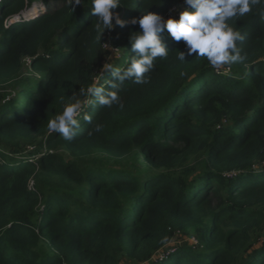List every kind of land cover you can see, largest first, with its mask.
Returning a JSON list of instances; mask_svg holds the SVG:
<instances>
[{
  "label": "trees",
  "instance_id": "trees-1",
  "mask_svg": "<svg viewBox=\"0 0 264 264\" xmlns=\"http://www.w3.org/2000/svg\"><path fill=\"white\" fill-rule=\"evenodd\" d=\"M41 1L47 12L7 25L35 0H0V264H264V0L230 21L244 62H181L185 43L165 29L169 54L149 82L121 85L122 108L92 97L71 141L48 121L97 77L112 90L103 65L135 55L131 19L187 5L121 0L125 26L113 21L100 42L91 0ZM27 58L38 81L24 76Z\"/></svg>",
  "mask_w": 264,
  "mask_h": 264
},
{
  "label": "clouds",
  "instance_id": "clouds-1",
  "mask_svg": "<svg viewBox=\"0 0 264 264\" xmlns=\"http://www.w3.org/2000/svg\"><path fill=\"white\" fill-rule=\"evenodd\" d=\"M42 3L39 5V3ZM162 2V0H161ZM262 0H183L187 7L179 11L178 18L169 15L167 18L152 11H144V14L137 18H132L130 23L139 24L140 31L130 35L131 49L135 53L126 68L113 67L109 63L103 65V69L111 74L114 81L111 82V89L97 86L100 77L81 93L85 98L74 99L66 104L63 111L50 119L47 124L49 134L58 133L65 140L71 141L80 128L81 113L86 106L95 102L111 108L114 104L120 103L119 88L128 80H134L138 84L149 82L147 73L155 67L157 58H167L169 49L162 40L160 33L165 29L171 37L179 42L183 40L186 51H178L177 59L186 61V56L204 57L209 65L214 69L223 66H230L234 63H242L246 55L241 54L238 41L243 40L240 31L236 30L230 21H236L253 10V6L261 3ZM69 5H85V0H68ZM36 5V6H35ZM91 13L98 17L95 29L98 33L97 39L101 42L102 33L111 30L115 25L125 26V21L121 19L118 12L114 11L121 5V0H91ZM85 7V6H84ZM32 15H29V11ZM28 10L12 16L15 20H31L47 12L48 6L39 0ZM12 19V18H9ZM13 20V19H12ZM115 21V25L113 23ZM109 48V45L104 44ZM108 84V83H107ZM82 119L92 122L91 115L84 113ZM95 131H102V126L97 124Z\"/></svg>",
  "mask_w": 264,
  "mask_h": 264
},
{
  "label": "rangeland",
  "instance_id": "rangeland-1",
  "mask_svg": "<svg viewBox=\"0 0 264 264\" xmlns=\"http://www.w3.org/2000/svg\"><path fill=\"white\" fill-rule=\"evenodd\" d=\"M38 1L39 0H35V4ZM33 4H34V2H33ZM9 17H12V16H7V20L5 21L7 25L10 24L11 20L13 19L12 18V19L9 20ZM107 45H109V48H107V52H109L110 54H119L120 53V50L114 44H112L111 41L108 42ZM31 63H32L31 59L27 58L26 59V66L24 68V76L32 79L33 82H35V81H38V79L42 76V74L40 72H38V71L36 72V71L32 70V68H31L32 64ZM197 164H198V158L197 157H191L186 162V166H195ZM180 169H182V168H179L177 170H180ZM178 241H180V243H183V244L185 242H190L187 237L181 238ZM192 242H195V240L192 239ZM121 259L122 260H121L120 264H134L133 262H131L129 259H127L125 257H123Z\"/></svg>",
  "mask_w": 264,
  "mask_h": 264
}]
</instances>
